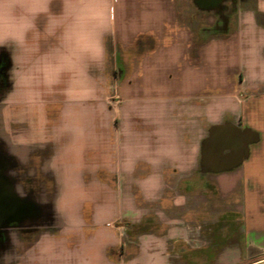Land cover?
<instances>
[{
  "label": "crops",
  "instance_id": "0c3cea01",
  "mask_svg": "<svg viewBox=\"0 0 264 264\" xmlns=\"http://www.w3.org/2000/svg\"><path fill=\"white\" fill-rule=\"evenodd\" d=\"M104 3L111 23L106 84L91 101L95 142L84 145L80 156L91 193L85 211L90 224L97 212L106 213L114 264H135L141 254L153 264H264V0ZM50 10L59 11L57 0ZM41 24L38 18V29ZM254 49H259L255 66ZM11 55L10 47L0 46V256L12 250L9 229L25 240L34 236L29 241L34 245L41 230L54 232L59 225L51 171L45 174L51 184L47 202H40V184L28 187L24 197L15 191L22 178L35 183L16 150L44 162L57 145L13 144L44 139L56 114L37 108L25 113L17 105ZM238 91L256 95L245 94L239 109ZM108 95L120 97L115 109L106 103ZM216 100L229 110L209 122L205 109ZM124 126L151 146L157 127L175 132L182 155L162 161V185L154 199L136 196L129 203L124 194L136 189L109 161L115 133ZM147 171L143 161L137 163L136 175Z\"/></svg>",
  "mask_w": 264,
  "mask_h": 264
},
{
  "label": "clouds",
  "instance_id": "9594fccd",
  "mask_svg": "<svg viewBox=\"0 0 264 264\" xmlns=\"http://www.w3.org/2000/svg\"><path fill=\"white\" fill-rule=\"evenodd\" d=\"M57 2L59 11L54 13L50 10L53 0H0V46L10 47L12 53L11 94L25 113L37 108L46 114H56L55 121L47 122L44 139L13 143L53 141L57 145L55 154L44 162L38 157L29 158L22 148L16 150L15 154L28 169L27 176L35 183L28 185L22 178L15 191L24 197L28 187L40 184L44 189L40 202H47L51 184L45 174L51 171L57 186L54 208L59 220L58 230H41L34 245L29 243L34 236L25 240L16 229H9L12 250L0 256V264H114L106 243V213L97 212L90 224L85 211L91 193L84 180L80 156L82 147L94 144L96 139L91 101L106 84L102 74L109 59L105 47V39L111 33L108 5L104 0ZM38 18L42 20L39 29ZM250 55L255 66L259 49ZM252 76L256 78L257 74L253 72ZM55 95L61 99H45ZM228 110L224 100H216L206 107L205 115L209 122H218ZM154 135L158 140L151 146L146 138L124 126L111 143L109 161L114 171L130 178L136 189L135 194H124L129 203L136 196L154 199L162 185L159 172L162 161L182 155L173 129L160 126ZM140 161L149 171L136 175ZM20 174L23 176V170ZM135 264L153 262L141 254Z\"/></svg>",
  "mask_w": 264,
  "mask_h": 264
},
{
  "label": "rangeland",
  "instance_id": "374dc122",
  "mask_svg": "<svg viewBox=\"0 0 264 264\" xmlns=\"http://www.w3.org/2000/svg\"><path fill=\"white\" fill-rule=\"evenodd\" d=\"M245 94H246V96L249 94L247 97H250L251 96L250 94H253V96L256 95V93H254V91L248 92V94L244 93V92H239V91L234 93V98L236 99V102L238 103L239 109L240 108L242 109V107H243V104H244V99L243 98L245 97ZM120 100H121L120 97L108 95L107 98H106V103L108 104V106H110L113 109H115V107L118 105ZM251 103H252L251 106L253 108L257 107V106H254L255 105L254 101H252ZM260 122H263V121L261 120ZM112 224H113V226H115V223H112Z\"/></svg>",
  "mask_w": 264,
  "mask_h": 264
}]
</instances>
